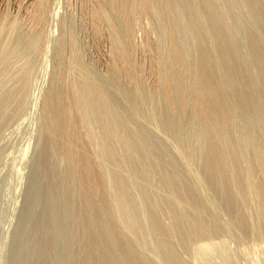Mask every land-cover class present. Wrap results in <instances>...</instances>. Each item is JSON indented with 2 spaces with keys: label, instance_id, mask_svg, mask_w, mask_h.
I'll return each instance as SVG.
<instances>
[{
  "label": "bare ground",
  "instance_id": "obj_1",
  "mask_svg": "<svg viewBox=\"0 0 264 264\" xmlns=\"http://www.w3.org/2000/svg\"><path fill=\"white\" fill-rule=\"evenodd\" d=\"M219 1L221 0H84V4L86 3V6H88L87 8L89 9L88 11H89V14L92 20L91 24L93 23L92 24L93 30H94L96 37L97 36L102 37L101 35L102 34L104 35L103 31L106 28L104 27L105 25H108L112 31L111 40L108 39L109 41H111V45H112L111 50H110L111 52L110 54H108L110 55V66H109L110 72H107V76H106L108 80L105 78L104 80H107V82L104 83V80L102 77L99 79V82L101 81L99 83L97 81L99 77H96L97 79L95 78L93 79L94 75L93 76L91 75L92 74L91 70H89L90 74L89 72H87L88 70L87 66L85 67L87 70L84 67H83L84 69H82L81 66H84V65H81V62H84V61L80 62V59L83 56L80 57L79 55L78 56L79 60L75 59L74 61L80 62L79 65L81 66L78 65V68L77 67L76 68L77 69L81 68V69L77 70L75 68L76 72H79V73L72 72L74 74H72L71 77L73 76V78H75L74 80H72L73 82L71 81L72 83L71 84L69 83V86H67L68 81L70 82V78L69 80L67 79L68 81H64L66 79L64 78L62 79V77L60 78L59 77L60 74L56 72L57 73L56 75L58 76H54V78L57 79L56 77H59L58 79H62V80H58V82H55L54 81L55 79H52L53 80L52 82H55V84L53 83L54 84L52 85L53 87H50V90L48 89L47 95L45 96L44 101L42 103L43 108H44L43 117L45 119L43 121L45 122L44 126H46L45 130L47 129V138L44 137V141L46 142L43 141L46 144V146H44L46 149L43 147L46 151L43 150L42 154H44L45 152L47 154L50 151V149H53L52 147L56 148V151H58L57 149L58 147L61 154L59 152L57 153H59V155L61 156L57 155V157H61V159L65 160L64 163H66L65 165L66 174L63 171L64 172L63 177H61L62 176L61 173H60L61 175L60 177L62 178V180H64L63 178L64 176H66L67 177L66 180H68L66 182H64L65 180L61 182L68 184V185L66 184L67 186L64 184L65 185L64 187H67V192L69 195L68 198L70 202L69 203L67 202L68 204L65 202V204L70 205V209L66 210L67 208L65 207L63 210L66 212L65 213L61 212V215L62 214H65L66 216L67 214L70 215L69 216V219L71 220L70 223L74 224L75 226L74 225L73 226L75 227V229L81 232V236L79 235L78 236L82 238L80 242L82 244H78V243L77 244L79 247H83L84 252L86 253L85 254L86 260L82 259L83 263L85 264L86 263L87 264H155L157 263L155 262V260L154 262L153 260L151 261L149 259L150 257L148 256V254L142 251L140 252L139 249L137 248L138 246L136 245V243L139 241L138 242V245H139L141 240L142 242L144 241L143 239H141L145 236L144 232H143V237L141 236L139 237V239L137 238L138 239V241L136 240L137 242H135L134 239L131 238V237L135 238L133 235L136 236L139 233L142 234V232H140L141 228L139 229V224L143 223L145 220L140 221L138 219V216L141 219L145 218L147 220V218L137 214L140 212H137V209L135 207V202H138L137 204H140V203L138 201L139 199L138 200L134 199L132 194L135 193V191L133 190V188L127 185L128 183L125 179V175H124L125 171L123 172L124 166L122 163V159H124V156L122 153H120L121 150H123L121 145L126 142L125 144H128V145L126 146L123 144L122 146L123 147L125 146L124 148L125 149L127 148L126 150H129V151L131 150L129 152L130 155L134 154L132 156H136L135 158H133L136 161L135 160L133 161L137 167L133 165L134 163H131L130 166L132 165L131 166L132 169L135 167L136 171H138L139 170L138 165L141 164L139 161L140 160L144 161L145 159V158L143 159V156H144L143 153L151 151L149 149L150 146H148V144L151 145V143H147L149 141V138L145 139L147 140V141H144L145 147L147 144V146L149 147L147 149L149 150L147 151L145 148L146 152H141V149L138 143L139 142L138 138L140 136L138 137L137 136L138 133H136V131L134 130L135 129L134 127L137 125L133 127L134 131L133 130L132 131L134 132V134H132L131 129H130L134 125L133 122L135 123L136 118L134 120L129 119L131 118L129 117V115L132 112L133 114L136 112H134L133 109L131 110L132 112L130 111L131 113L129 112V110L128 111L126 110V109H129V108L131 109L134 107L127 106L126 105L127 102H126L124 103V105L125 107H129V108L122 109L124 105L122 106L120 99L124 98L125 94H126L125 96L127 97V98L125 97V99H128V100L132 99L131 101H133V103H136L138 101L139 103L146 105V106L143 105V107L144 108L146 107L147 109V110L145 109L147 113V117L146 118H144L145 116L144 117L142 116V117L146 121H148L149 119H150V122L153 121L154 127L156 125L155 129L157 130L160 129V132L161 130L170 132L171 129L169 127H173L174 125L175 130L171 131L172 134L171 133L170 134L172 136H170V138L175 136V138L181 142V145H182V142H185V140H186V144L190 145L188 141V139L190 140V136L188 137L187 136L188 134L186 135V133L188 132L187 130L191 131V132L189 131L188 133L189 135L190 133H192V137L196 145V146L194 145V147H197V148L195 149L194 147L189 146L191 148L190 150L184 143L183 144L185 147L188 148L190 152L192 151L193 148L197 150V152L194 150V152L196 153L191 152V154H192V158H193V154L194 156L197 153L199 154L200 156L199 161H200L201 167L199 168L198 164L196 165V167H194L195 164L193 163V170L196 171L197 169L198 170L201 169L202 173L200 171V174H201V178L202 176L204 178L202 179L203 181L201 179L200 181H198V178H199L198 176L200 175L197 176V173H196L197 171L194 174L193 172H191L192 170L191 168L189 170V168L187 169L186 167L188 166L186 165L187 163H189V167H190L191 162L189 161L190 160L192 161L191 158L189 159V161L187 160L188 156L190 155L187 156L186 154H184L185 151L188 154V150L182 151V149H180L182 148V146H180L179 144L177 147H175V149L178 148L177 149L178 152H175V154L180 153L181 154L180 158L182 157V155L187 156V158L186 156L185 158L183 157L184 158L183 162L185 161V159L186 161H188L187 163H185L186 166L184 167H186V169L189 170L188 171L189 173L190 172L193 173L191 175L193 176L195 175L196 178L198 177L196 180L198 182L196 183H199L201 181L202 182L206 181L216 190L217 193H214V194L216 195L218 194L219 198H217V196L215 198H217V200L222 199V200H219L218 202L223 201L226 208L233 213L235 217V218L233 217V220L236 219V221L234 222H237L239 227L242 228L240 229L241 231L242 230L244 232L247 231L246 233L247 235L249 232V236L254 234L258 236L261 240H264V108H263L264 104L260 106L257 103L259 100L256 98V97L258 98L260 97L261 99L260 98L259 99L262 100V102H264L263 100L264 99V41L262 42V38H264L263 37L264 35L262 36L259 35V34H262L260 30L263 31V29H260L261 27L260 28L258 27L257 31L254 29V27L257 29L256 26H258L261 23L257 24L256 26L255 25L251 26V28L250 26H248L249 27L248 29L246 28L247 29L245 30L246 31V36H245L246 43L247 41H249V44L251 43L252 48H249V49L251 50L253 49L252 52H254L253 56H250V55L248 56V53L245 52L244 49L240 48V46L237 45L239 43V42L237 43L235 40V37L237 36L235 37L232 36L231 34L232 32H230V27H229L230 24H228L229 22H228V18L226 14L228 12L223 9V7L221 6L222 3ZM246 2H250V4L249 3L247 4L249 5V7L252 8V9L250 8L251 10L249 9V11L252 12V10L254 9H255V12L257 11L256 12V15L258 14L257 16L255 15H251V16H253L255 19H258L259 22H262L264 24V0H248V1L246 0ZM49 4H50L49 0H34V3L32 4L33 8L30 13V19H28L31 21V24L36 26L42 21ZM230 11H233V9ZM82 12H84L83 9H82ZM113 13H115V16H117V19L116 17H114ZM253 13L254 12H252V14ZM144 15H145V18L149 17L148 18L149 20L150 19L155 20L154 24L155 25L157 24V26L160 29L157 27L156 28L159 29L160 31L161 30L163 31L161 33L162 34L164 33L165 37L167 38V42L166 41L165 42L168 43V47H167L168 51L166 53H162V51H159V48L161 46L160 44L161 41L159 42L154 37H153L154 39H152L150 35L151 30L149 31L146 28L145 29L148 30L147 32L148 34H145L147 36L145 40L146 42L144 44L145 46L144 49H142L143 48L141 47L142 45L140 46L134 41L135 26L137 25L140 18L144 17ZM145 18L144 20H146ZM176 18L179 21L181 20L180 22L181 24L185 23L186 26L184 24L182 25L185 26V28L188 29L189 31L186 29L184 30L192 33L191 35L193 36L191 37L193 38L192 44H191L192 39L190 38V36H188V38L191 39L189 40L190 42H188L191 45V47H188L189 44L188 43H187L188 45L184 44L183 41L180 39L179 37L180 35L178 31L179 26H176L175 22H177L178 24L180 23L178 20L176 21ZM142 19L143 18H141V20ZM256 23L257 22H255V24ZM4 24L5 23L0 24V25H4ZM14 24L15 23H12V29L16 26ZM91 29H92V26H91ZM146 30L144 32H146ZM3 31L6 32V29H3V26H0V38L3 36L6 39V36L8 34L6 35L5 33L6 35L5 36ZM36 31L37 30H35V32ZM111 31H108V34ZM185 32L183 31V33ZM188 32H186L187 35L190 34V33L188 34ZM7 37H9L10 39L9 35ZM3 41H4V38H3ZM4 42H2V44L0 45L1 46L0 47V58L2 59L3 57L2 62L5 59L4 56H6L9 52H11L13 49L16 48V47L11 48V44L9 43V41H6L8 43L7 44L5 43L4 47H2ZM145 48H147V52L149 51L148 54H150V58L152 62V67H151L152 70L149 69L151 70L150 74H152L153 79H154L153 82L151 81L152 85L150 83V86L152 89L151 94L149 92L151 91V89L149 88L150 90L149 89L145 90L147 87L145 88V84H143L146 78L145 67L142 64L143 62L141 63L140 61L138 62L136 60V55L138 54L137 53L138 50L140 51V49H142L143 51V50H146ZM147 52L145 51V53ZM251 57H253L252 59L256 61V63L254 64L256 65L258 64L257 69H254L251 65V62H252V59L250 60ZM75 63L78 64V62H75ZM61 65L63 66V63ZM65 65L66 64H64V67ZM16 66H18V64ZM1 67H2V64H1ZM64 67L63 68L60 67L58 69L63 70ZM62 70L60 72H62ZM65 70L66 69H64L63 71ZM85 70L87 73L85 72ZM80 71H82L81 75L78 76V74H80ZM65 73L66 72H64V74ZM93 73H95V71ZM76 76H78L77 79H76ZM109 77H110V81H109ZM4 81L2 80V82ZM108 82L109 83L111 82L110 83L111 85L113 83L121 87V89L123 88L122 89L123 91L122 90H119V91H121L122 93L125 92V94H123V96L121 97V94H116L119 91L113 90L114 92L116 91L114 93L112 90H110L107 87ZM111 85L110 87L112 88ZM127 95L129 96L130 99L128 98ZM3 96H5V94ZM5 97H8V96H5ZM1 100L2 98L0 99V101ZM4 100L5 99H3L2 101ZM22 100L23 99H19V101L21 102ZM153 101L156 103V105L159 104V106L162 103L161 106H163L162 108L163 111L159 110L161 109V107L157 108L158 105L157 107L156 106L154 107L152 106V104L151 105L149 104V102L151 103ZM157 101L159 102L157 103ZM154 102H153V105H155ZM6 103L8 102L6 101ZM141 106H138L137 108H140ZM149 106H151L150 111L148 110ZM152 107L156 108V112L158 111H161V112L156 113L154 108H153L154 111L151 109ZM123 111L125 112L127 111L130 114L126 113V115L129 114L128 116H126L123 114L125 113ZM133 114H131L132 118H134L135 116L137 117L138 113L136 115L134 114L135 116ZM187 116H190L191 118L189 121V126L188 124L187 126H185L186 124L185 125L183 124V121H185L184 120L185 117L189 119ZM126 117L128 118L129 122L133 121L132 122L133 125H131L130 127L128 125L127 120L125 119ZM158 119L163 121L164 126H161L160 124L161 121L159 122ZM136 120L139 122L138 119ZM183 125L185 126L184 128L185 131L183 130L184 132L182 134L181 132L183 129ZM136 130H137V127H136ZM45 132L43 134H46ZM135 133L137 134L136 135L137 139H134L132 137L135 135ZM184 134L186 135L185 137H184ZM144 136H141L142 139L146 138V136L145 137ZM176 142L177 141H175V143ZM154 145L152 144V146ZM174 145L176 146V144ZM154 148L152 147V149ZM56 151H54V153ZM153 152L156 154L157 151L155 152V149H154L151 152V155L148 154V159L150 158L147 161L148 163H150L151 159L152 161L154 160V162H156L155 159H158V157L154 156L155 154L154 155L152 154ZM163 152H164L163 150L161 151V153L159 151L160 157L162 156L164 157L166 155L165 152L164 153ZM52 154L53 153H51V155ZM55 154L54 156L50 155L52 159L50 157L49 159L48 158L49 155L45 156V154L43 155L45 156V158L41 157L43 161L44 159L48 158L46 163H44L46 165L45 166L46 168L48 165L47 163L50 162L49 163L50 165L51 163L54 162L55 158L53 159V157H56ZM152 155L155 158L150 157ZM197 156H195L194 159H196ZM41 158L40 160H42ZM198 158L196 159V161L194 160L193 161L195 163L198 162ZM51 160H53V162ZM165 160L167 161L168 159L165 158ZM165 160H162V162ZM169 160L167 162L165 161L167 164L165 162L164 164L167 166H170L171 162L169 165L168 164ZM137 162L139 164H136ZM145 162H146V159H145ZM172 163L175 164L176 162H172ZM157 164L154 163V166ZM164 164H161V165H164ZM41 165H42V161H41ZM50 166L48 168L49 170L55 169L53 168L55 167V165L52 164ZM126 166L128 165L126 164L125 167ZM142 166H143L142 169H144L142 170V172L143 171L145 172L146 167H144V165ZM146 166H149V165L146 164ZM154 166L152 168H154ZM131 167L129 168L131 169ZM162 167L164 168V166H161V169H163ZM171 167L173 169L172 171L169 170V172H167L168 170L166 171L165 168H164L165 170L163 169L165 172L169 173L167 174L169 177H166L167 175L164 176L165 175V172H164L163 175L161 176V180L163 177L164 178L166 177L167 178L166 180H168V178L170 180L171 178L170 172L172 174L174 171V166H171ZM126 168L128 169V167ZM159 168L158 170H160ZM163 170L161 171L163 172ZM179 170L181 169L179 168ZM177 171H175L173 175ZM180 172L178 174L176 173L180 181L177 179L176 175H174L175 177L172 176L171 180L177 179L178 181L173 180L172 183H170V185L174 184L173 185L174 189L171 187L172 191L175 192L176 190L177 194L178 193L179 194L178 195L174 193L172 194V192H170L171 189L169 191L167 190V192H169L173 196L175 195L177 198L176 199L175 196H174L175 199H172L173 197H170V200H171L170 203L172 204L168 202L172 210H174V213L172 215L176 216V218H174L176 219V225L174 224L176 227L174 229L177 230L179 234H181L182 238L185 237L187 233H189V235L191 236L198 237V238L199 237L201 238L202 236L206 237V235L208 234H210V236L213 235L214 233L220 234V232L222 231L224 227L222 226L223 224L220 225L219 222L214 220L215 216L213 219H210L212 218L211 216L213 215L217 216V214H213V215L210 214L209 205L211 206L215 202L210 204L211 202H213V200L209 201L207 199L210 203L207 206V203H208L207 202L206 207H209V210L207 211H209V214L211 215L208 220L206 217H208L209 215L208 216L204 215L205 214L204 212H206L204 211L205 209H203L205 207V204L200 203L202 202L203 198L201 197V194H200V197H198L197 192L199 190L197 189L198 190L197 191L195 189L197 186H193L194 187L193 188L192 184H190L191 187H189L187 184V186L185 185L186 188H184L185 186L183 184H186L187 182L181 183V181H183L186 178H182V173ZM56 173L58 176L59 173L58 172ZM56 173L55 172L53 173L54 176ZM128 173L126 172V175H128V177H130L129 175L131 174L134 175L132 171ZM146 173L148 172L146 171ZM53 174L51 172V176H53ZM144 174L143 175L141 174V175L145 177ZM155 174H152V175L155 176ZM179 174L181 175V177ZM57 176H55V179L58 178ZM156 176H158V174ZM179 177L182 179H180ZM131 178L132 176L130 177V179ZM134 178L135 177H133L132 179L135 181L136 179ZM50 180H52L51 177H50ZM168 181L167 182L165 181V182L168 184ZM130 182L132 181L130 180ZM135 182H140V180L139 181L136 180ZM52 183H55V185L53 184L49 186L50 187L53 186L54 188H56L55 187L56 182H52ZM166 183H165V186L167 185ZM200 184L203 185V183H200ZM62 185L63 184H61L62 190H64ZM202 185L200 187V190L203 188ZM53 187H51L52 190L51 188L47 189L49 190L50 194L47 191L46 196H48V194L51 195L55 193L54 192L55 190L57 192L61 190L60 188L59 190H57L58 187L57 189H54ZM212 187H210L211 190H213ZM206 188L208 187L205 186V188L203 189H206ZM62 190L59 192L60 194H62L61 192L67 193L66 191H62ZM132 190L134 191L133 193H132ZM44 191L46 190L44 189ZM184 191L186 194L183 193ZM186 191L187 192L189 191V192L187 193ZM180 192L182 193V195L180 194ZM202 192H204V190H202ZM202 192L199 191V193H202ZM65 193H63L65 196L63 194L62 195L67 198V195ZM145 193H146V190H145ZM44 194H46V192ZM62 195H60L62 197V200H61V197L57 193V197L58 198L60 197L59 199L62 201V204H63L64 203L63 200L66 201V198L63 199ZM136 195L137 194H135V196ZM54 196H50V198L53 197V199H51L53 201H54ZM178 196H181L179 197L181 199L185 197L186 198L189 197L190 201L187 200L186 198H185L186 200L182 199L183 200L182 202H184L183 204H187V205H182V202H179L180 200H178L179 199ZM50 198L47 197V199H50ZM209 198H211V195L209 196ZM143 199L144 197L142 198V200ZM147 200L148 199L144 201H147ZM184 200L187 201V203ZM59 201H58V204L61 205ZM188 202L190 203L188 204ZM56 204L57 203H55L54 205ZM200 204L204 206L202 208L203 211L200 210V208L202 207ZM221 204L224 207V204L223 203ZM251 204L254 206V208L252 207L254 210L248 209L247 206L248 205L250 206ZM52 205H53L52 203L49 204L50 209ZM199 205L201 206L200 208H199ZM164 206L162 207L165 209ZM213 206H211L212 207L211 209H213ZM49 207L47 206V208ZM150 207L151 206L146 207V208H149V210H151ZM52 208H56V207H52ZM161 208L159 209L162 211H166V209L164 210L163 208L162 209ZM215 210L216 208H214L213 211L212 210L211 211L215 212ZM51 211L49 212V209H48V213L46 214V216L48 215L49 217V214L52 213ZM57 211H58L57 212L58 214L56 212L55 214L59 215V209H57ZM190 212L194 214V217L193 219L191 218L192 219L191 222L190 220L189 221L187 220L188 222H190L191 225L189 224L190 226L186 230V228H184L182 224L183 222H185L184 219H189V217L191 216ZM231 212H229V214ZM44 213L45 212H43V214ZM160 213H165V212H160ZM188 213L190 214V216L187 218L186 216ZM169 214L171 215V213ZM148 215H149L148 222H150L151 224L150 227L153 229L154 233L159 237V238L152 237L151 241L152 239L154 241L157 238V240H155V243L157 244L158 239L161 240L160 243L162 245L160 243L158 244H160L163 247L164 252H165L164 256H166V258L165 257L164 258L167 259L168 262L165 260L164 261L168 264H187L188 262L184 261L180 257L179 255L180 253L177 252V250L175 249L171 241H169L168 235H170L169 234L171 230L170 228L171 227L173 228L174 226V225L173 226L171 225L173 224V222L170 221L171 223L170 226H168L166 222L165 223L162 222V220L159 217L158 212L155 209H152L150 212H148ZM145 216H146V213H145ZM48 217L42 218V220L50 219V217L49 218ZM52 217L53 216H51V218ZM55 218H56V215H55ZM55 218L53 217L54 221H55ZM63 219L65 221L67 217L66 219L65 217H63ZM46 222L47 221L45 220L44 223ZM50 222L51 221H48L47 225L53 224ZM146 222L147 221H145L144 223ZM188 222H185V223L188 225ZM72 224L70 225L68 223L67 225H69L70 227H73ZM123 224L129 225L128 228L130 230H128V232L125 230L128 225L124 226L126 228H123L122 227ZM140 225L142 226V224ZM52 226L50 228L53 229ZM45 230L46 232L48 231L47 229ZM51 232H53V230ZM130 232H133L134 234ZM250 232L252 233L250 234ZM222 233L223 232H221V234ZM47 234L49 235L48 232ZM131 234L133 235L130 236ZM254 235L252 238L258 239ZM172 236L174 238V235ZM42 238L44 237L42 236ZM145 238H148V237L145 236L144 239ZM50 240L48 242H50ZM183 240H180V241L183 242ZM146 241L147 242L145 243H148V244L150 243L148 242L150 241V239H147ZM175 241L176 240H174V242ZM177 241L179 242V239ZM185 241L188 242V240H185ZM156 244L155 246L160 248V246ZM178 244H180V242ZM193 245H196V244H193ZM197 245L198 247H201L203 245V242L199 241ZM78 246L75 245V247L77 248ZM151 247H152V244H151ZM82 250L80 248V251ZM46 251L50 252L49 250H46ZM69 251H71V249H69ZM69 251H67V253ZM77 251L80 252L79 250ZM84 252H82V254ZM70 253L72 254V257H73V253L72 252ZM71 254H68V255H71ZM78 254H81V252ZM74 256H75L74 257L75 261L78 262L79 260H76V259H79L80 255L77 256L75 253ZM66 257H70V256H66ZM76 257H79V258H76ZM70 258L68 259L70 260ZM75 261H72L71 263L74 264ZM79 262L82 263V261H79ZM67 263H68V260L66 264Z\"/></svg>",
  "mask_w": 264,
  "mask_h": 264
},
{
  "label": "rangeland",
  "instance_id": "obj_2",
  "mask_svg": "<svg viewBox=\"0 0 264 264\" xmlns=\"http://www.w3.org/2000/svg\"><path fill=\"white\" fill-rule=\"evenodd\" d=\"M219 2L222 3V4L221 3L220 4L223 7V9L228 12L226 14H227L228 22H229L228 24H230V26H229L230 32H232L231 33L232 36H234V37L237 36V37H235L236 42L237 43L239 42L237 45L240 46V48L244 49V51L248 53V56L249 55L253 56V53H254V52H252L253 49L252 50L249 49V48H252L251 43L249 44V41H247V43H246V39H245L246 31L245 30H247L249 28L248 26H250V28H251V26H254V25L256 26L257 24L261 23L258 26H256L257 29L255 27H254V29L257 31L258 27L259 28L261 27L260 29H263V31L260 30L262 32V34H259V32H258V34L260 36L264 35L263 34L264 28H262V27H264V24L262 22H259L258 19H255L253 16H251V15L257 16L258 15V14L256 15L257 11L255 12V9L253 8L254 10H252V12H254V13L252 14V12L249 11V9L251 7H249V5H247L248 3L250 4V2H246V0H244V1L243 0H232V2H231V0H221ZM243 2L244 3L246 2L245 3L246 5ZM33 3H34V0H0V20H1L0 24L5 23L4 25H0V26H3V29H6V32L3 31L4 35L6 33V35L8 34L10 36V39H9V37H7L8 35L7 36L5 35L6 39H5V37L2 36L0 38V45L2 44V42H4L6 40V41H9V43L11 44V48L16 47L15 49H13L11 52H9L6 55L7 57L4 56L5 59L3 60V62H2L3 57H2V59L0 58L1 59L0 62L2 64V67L0 64V99L1 98H2V100L5 99L4 101L1 100L3 103L0 101V264H29V263H31V264H48V262H49V264H66L67 260H68V263L75 261V259H74L75 253L77 256L80 255V258L76 257V258H79L76 260L82 261V263H83L82 259L86 260V255H85L86 253L84 252L83 247L78 246V244H82V243H80L82 238L79 237V236H81V232H79V230L75 229L74 224L70 223V221H71L69 219L70 215H68L67 213H66L67 216L65 214H62L63 217H65V219L67 217V219H66L67 221L66 220L64 221V219L61 215V212H63V213L66 212L63 210L65 207L67 208L66 210L70 209V205L65 204V202L66 203L70 202L69 198H68L69 195L67 192V187H64L67 184L64 182H66L68 180H66L67 179L66 176H64V178H63L65 181L62 180V178H61V177H63L64 172L66 174V171H65L66 170V168H65L66 163H64L65 160L61 159V157H57V155L61 156V155H59L60 151H59V148L57 146L56 147H57L58 151H56V148L52 147L54 150L50 149V151L47 154H46V152L44 153L45 156L49 155L48 158L50 157L51 159H52L51 156L52 155L54 156V154L56 153L55 156L57 158L53 157V159L55 158L54 162H53V160H51L53 163L50 164V165H52V164L55 165V167H53L55 169H52V170L48 169L50 166L49 165L50 162L47 163L49 166L47 165V168H46L45 167L46 165L44 163H46L48 158L44 159V161L41 158V157L45 158V156H43L44 154H42V152H43V150L46 151L45 150L46 148L44 147V146H46V144L44 143V142H46V141H44V137L47 138V129L45 130L46 126H44L45 122L43 121L45 119L43 117L44 116V110H43L44 108H43L42 103L44 101L45 96L47 95L48 89L50 90V87H53L52 85H54L55 82H58V80H62L63 78L66 79L64 81H68L70 78V82L69 81H68V83L65 82V83H67V86H69V83L71 84L73 82L72 80H74L75 78H73V76L71 77V75L74 74L72 72H76V69L78 68V65L81 61H84V62H81V65H84V66H81V65H79V66H81L82 69H84L87 66L88 70L86 68L85 69L87 70V72H89V74H90L89 70H91V72H92L91 75L92 76L94 75L93 79L94 78L97 79L96 77H99L97 79V81L99 82L100 78L103 77V80L106 78L107 72H110L109 71L110 70L109 69L110 68L109 67L110 66V55H108V54H110V52H111L110 50H111L112 45H111V41H109L108 39L111 40L112 31L108 25H105L104 27H106L107 29L105 28V30L103 31L104 35L102 34L101 35L102 37L97 36L98 37V39H97V37L94 33V30H93V25H92L93 23L91 24L92 20H91V16L89 14V11H88L89 9L87 8L88 6H86V3L84 4V0H49L50 4H49L48 8H50V9L47 8V11L44 14L42 21L39 24H37L36 26H34L33 24H31V21L28 20V19H30V13H31L32 8H33V5H32ZM226 5H228V6H226ZM82 9L84 12H82ZM229 9L230 10L233 9V11H230ZM87 14H88V16H87ZM83 15L84 16L86 15L87 17L86 16L84 17ZM113 15L117 19V16H115V13H113ZM146 17H147V15H146ZM141 18H143V19L141 20ZM141 18L138 21V23L140 21L141 22L139 24L137 23V25H136L137 27L135 26V29H134V33H135V36L133 35L134 41L138 45H140V46L142 45L141 47H143L142 49H144V47H145L144 44L146 42L145 40H146V36H147L145 34H148L147 33L148 30L149 31L151 30L150 35H151L152 39L155 38L159 42L161 41L160 44L162 47L160 46L159 51H162V53H166L168 51V48H167L168 43H166L167 38L165 37L164 33L163 34L161 33L163 31L162 30L160 31L159 30L160 28L157 26V24L156 25L154 24L155 20H153V19L149 20L148 19L149 17L145 18V15H144V17H141ZM144 18L146 20H144ZM177 20L178 19L176 18V21ZM180 22H181V20L179 21V23ZM255 22H257V23L255 24ZM12 23H15L14 25H16L13 29H12ZM70 23H71V25H70ZM175 23H176V26H179V30H178L179 35H180L179 37L183 41V43L187 44L188 42H190L189 40L192 39L191 40V44H192L193 38H191V37H193V36H191L192 33L188 32L189 30L185 28V26H186L185 23H182L185 26H183L181 23L180 24H178L177 22H175ZM249 23H250V25H249ZM91 26H92V29H91ZM18 27H19V29H18ZM156 27L159 29H157ZM7 28H9V29H7ZM41 28H43V29H41ZM145 28L148 30H146ZM155 28H156V30H155ZM180 28L182 29V31ZM184 29H186L188 31H186ZM35 30H37V31L35 32ZM145 30H146V32H144ZM108 31H111V32H109V34H108ZM183 31L184 32L186 31V32H188V34L189 33L190 34L187 35V33L186 32L183 33ZM42 35L44 38L42 37ZM65 36H66V38H65ZM93 36L95 37L96 40L94 39ZM188 36H190L191 39H189ZM3 38H4V41H3ZM236 38H238V39H236ZM100 39H102V40H100ZM263 39L264 38H262V42L264 41ZM6 41L3 43L2 47H4L5 43L6 44L8 43ZM71 41H72V43H71ZM29 47H30V49H29ZM188 47H191V45L189 44ZM142 49H140L141 52L138 50V52H137L138 54L136 55V60L138 62L140 61L141 63L143 62L142 64L145 67V76H146L145 80L146 81L144 80L143 84H145V88L147 87L145 90H147L149 88L151 89L150 83H151V81L153 82V80H154L152 74H150V72L152 70V68H151L152 62H151L150 54H148L149 51L147 52V48H145L146 50H143L144 52L142 51ZM145 51L147 53H145ZM17 52H19V53H17ZM142 52H143V54H142ZM28 55H29V57H28ZM79 55H80V57L83 56V57H81L82 60L80 59V62L74 61L75 59L79 60V57H78ZM31 56H32V58H31ZM70 57H71V59H70ZM252 58L253 57H251L250 60ZM108 60H109V62H108ZM254 61L255 60L252 59L251 65L254 69H257L258 64L257 65L254 64V63H256V61L255 62ZM61 62L63 63V66L61 65L62 64ZM75 62H78V64H76ZM82 63H84V64H82ZM17 64H18V66H16ZM58 64H60V65H58ZM64 64H66L65 67H64ZM66 66H68V67H66ZM60 67L61 68L64 67V69H66V70L63 71L64 69L63 70L61 69L62 72H60L61 70L58 69ZM80 69H77V70H80ZM149 69H151V70H149ZM86 70H85V72H86ZM94 71H95V73H93ZM56 72L58 74H60L59 77L60 78L62 77V79H58L59 77H56L57 79L54 78V76H58V75H56L57 74ZM64 72H66V73L64 74ZM81 72L82 71H80V74H78V76L81 75ZM76 73H79V72H76ZM76 73H75V75H76ZM75 75H74V77H75ZM78 76H76V79ZM3 77H5V78H3ZM65 77H67V78H65ZM8 79H10V80H8ZM52 79H55L54 80L55 82H52L53 81ZM106 79L108 80V78H106ZM2 80L3 81L5 80V81L2 82ZM107 80H104V83H106ZM109 81H110V77H109ZM110 83L108 82L107 83L108 86L107 85H105V86H107L112 91L113 90L119 91V90L123 89V88L121 89V87H119L118 85H115L113 83L111 85ZM109 84L112 86V88L110 87ZM113 85H115V86H113ZM151 85H152V83H151ZM18 89H20V90H18ZM7 90H8L10 95L8 94ZM14 90H16V91H14ZM3 91H5V92H3ZM15 92H17V93H15ZM149 92L151 94L152 89ZM146 93H147V91H146ZM2 94L3 95L5 94V96H8V97L3 96ZM116 94H121V97H122L123 94H125V92L122 93L121 91H119ZM125 95H124V98L120 99L122 106L124 105V103L127 102V104H126L127 106L134 107V108L130 109L129 107H125V105H124L122 109L129 108L126 110L127 111L129 110V112H130L133 109V111L136 112V113H134L135 115L138 113L137 117H136L133 114V112L131 111L132 113L131 112L130 113L135 116L134 118H132V116L129 112L123 111V112H125V113H123L124 115H126V113L130 114V115L128 114L129 117H131L129 119L134 120L136 118L139 120V122H138L135 119V123L132 121L134 124L133 125L131 121H130L131 123L129 122L127 117L125 118L128 122L129 127L131 125H133L132 128H130L132 134H134V132H133L134 130L136 131V133H138V135L135 133V135L132 137L134 139H137L136 137L140 136L138 138L139 139L138 143H139V147L141 149V152H146V150L148 151L149 149L151 150V151H149L150 153L149 152L143 153V155H144L143 159L145 158L146 162H147L150 159V158L148 159V154L151 155V152L154 149H155V152L156 151L157 152H156V154L154 152L152 154L153 155L155 154L154 156L158 157V159H155L156 162H154V160L152 161V159H151L150 163H148V162L146 163L145 159H144V161H141V160L139 161L142 165H144V167H146L149 170L148 171L145 168V170L150 174L146 173V171L145 172L143 171L145 173L144 174L142 172V170H144V169H142L143 166L141 164H139L138 162L136 164H139L138 168H139V170L140 169L141 170L136 171L135 167L132 169V167H131L132 165L130 166V164L134 163L133 160H135V159H133V158H135L136 156H132L134 154L130 155L129 152L131 150L130 151L126 150L127 148L125 149L124 148L125 146L124 147L122 146L123 144L127 146L128 144H125L126 142L121 145L123 150H121L120 153H122L124 156V159H122V163L124 166L123 172L125 171V173H124L125 179L128 183L127 185L129 187L133 188V190L135 191V193H133L134 191L132 190V193H133L132 195H133L134 199L135 200L139 199L138 201L140 204H137L138 202H135V207L137 209V212H140V213L143 212L142 214H140V213H137V214L147 218V220L144 217H143L144 219H141L137 215L138 219L140 221L145 220L148 222V219H149L148 212H150L152 209H155L158 212L159 217L162 220V222H164V223L166 222V224H168V226H170V224H171L170 221H171V222H173V224H171L172 226L174 224L176 225V219H174V218H176V216L172 215L174 213V210H172V208L168 204V202L169 203L171 202L170 197H173L172 199H175L176 196L174 195L175 196V198H174V196L171 195L169 192H167V190L169 191L171 189L170 192H172V194L173 193L177 194L176 190H175L176 193L172 191V188L174 189V187H173L174 184L170 185V183H172V181L174 180V179L171 180L172 176L175 177L174 175H176V173L178 174L180 171H182V172H180V173H182V178H186L188 180L187 181L186 179H184L185 181L184 180L181 181V183L187 182L186 184H183L184 186L185 185L187 186V184H188V186L191 187L190 184H192V187L197 186L195 188L196 190L198 189L201 192H202V190H204V192H202V193H199V191L197 190L198 191L197 192L198 197H200V194H201V197L203 198L202 202H200V203L205 204V207L202 206V204H200L202 207L199 205V208L201 207L200 210L203 211V209H205L204 211H206V212H204L205 213L204 215L205 216L209 215L208 217H206L208 220H209L211 215L217 214V216L216 215L211 216L212 218H210V219H213L215 216L214 220L219 222L220 225L223 224L222 226H224V227L221 231V232H223L222 234H221V232H220V234L214 233L216 236L214 234L211 236H210V234H208V235H206V237L202 236L201 238L191 236V235H189V233H187V235H185V237L182 238L181 234H179L178 231L174 229L176 226L174 225L173 228L171 227L169 234L171 235V233H172V235H174V238L172 235H171L172 237L170 235H168V238H169V241H171V243L173 244V246L177 250V252L180 253L179 254L180 257L184 261L188 262L187 264H189V263L190 264H264V243H263L264 240H261L258 236L254 235V234L250 235L251 236L250 237L249 232L247 235L246 234L247 231L246 232H244L243 230L241 231L240 229H242V228L239 227L237 222H234V221H236V219L233 220V217H234L233 213L226 208L223 201L218 202L219 200H222V199L217 200V198H219V195L214 194V193H217L216 190L210 184H208L206 181L202 182L203 181L202 179H204V178H203V176L201 178V174H200L201 169L196 170V168H195V170L197 172L193 170V163L195 164L194 167H196L197 164H198L199 168L201 166H200V161H199L200 156L198 153H197L198 156H197V154L195 155V156H197L196 159L199 157L198 162H196V163L194 162V161H196V159H194L195 158L194 154H193V158H192L191 152L196 153L197 150H195V149L197 147H194L195 142H194V139L192 137V133H190V135L188 133L190 130H187V128H189V127L186 128V130L188 131L186 133V135L188 134L187 136L188 137L190 136V140L187 137L186 138L188 139L190 145L186 144V140H185V142H182V145H181V142L178 139H176L174 135H173L174 137L170 138V136H172L171 131L175 130L174 125H173V127H169L171 129V131L169 130L170 132H166L164 130L166 132L165 133L163 130H161V132L163 131L161 133L160 129H158V130L155 129L156 125L154 127L153 121L150 122V119H149L148 120L149 122H148V121L143 119L144 116H145L144 118L147 117V113H146L147 109H146V107L145 108L143 107V105L144 106H146V105L139 103L138 101H137L138 103L137 102L133 103V101H131L132 99L131 100L125 99V97H126ZM1 96H3L4 98ZM119 97H120V95H119ZM128 98H129V96H128ZM256 98L259 100V101L256 100V101H258L257 103L260 106H262L264 104V102H262V100H260L261 99L260 97H259L260 99L258 97H256ZM12 99H13V101H12ZM19 99H23L22 102L19 101ZM6 101L9 104L6 103ZM153 102H151V103L149 102V104L150 105L152 104V106H154V107L155 106L157 107V105H158L157 108L161 107V109H159V110L163 111V109H162L163 106H161L162 103L159 106V104L156 105V103H155L156 100L154 102L155 105H153ZM158 102L159 101H157V103ZM138 106H141V107L137 108ZM150 107L151 106L148 107L149 111H150ZM154 107H152L151 109L153 110ZM263 108H264V105H263ZM142 109H143V111H142ZM154 109L156 112V108H154ZM157 111H158V109H157ZM159 112H161V111H158L156 113H159ZM162 113H164V112H162ZM128 115H126V116H128ZM139 116H140V118H139ZM187 117L189 119H187L185 117V119H184L185 121H183V124L184 125L186 124L185 126H187V124L189 126V121L191 119L190 116H187ZM158 121L160 122L161 120L158 119ZM140 124H141V126H140ZM160 124H161V126H164L163 121H161ZM135 125H137V126H135ZM184 125H183L182 132L180 131L182 134L185 131ZM133 127L135 128L134 130H133ZM136 127H137V130H136ZM156 131H158V132H156ZM44 132L46 134H43ZM142 133H144V134H142ZM167 133H169V134H167ZM144 135L146 136V138L142 139L141 136H144ZM186 135L184 134V137ZM148 138H149V141L147 143H151V145L148 144V146H150V148L147 146V144L145 147L144 141H147L145 139H148ZM174 139H176V140H174ZM168 140H170V141H168ZM175 141H177V142L175 143ZM154 142H156V143H154ZM183 143L190 150H191V148L189 146H192L195 149L193 148L192 151L190 152L188 150V148L184 146ZM43 144H45V145H43ZM140 144H141V146H140ZM152 144L153 145L155 144V145L152 146ZM174 144H176V146ZM179 144H180V146H182V148H180V149H182V151L188 150V154L186 153V151H185V153L184 152L183 153L186 154L187 156L190 155V156H188V158L186 155L185 156H186L188 161L190 158L192 159V161L191 160L189 161V162H191L192 166L190 165V167H189V163H187L188 161H186V159H185L186 162L185 161L183 162L185 156L182 155V157L180 158V156H181L180 153L179 154L176 153L178 155V157L175 154V152H178V150H177L178 148L175 149V147H177ZM121 147H120V149H121ZM152 147L153 148L155 147V148L152 149ZM145 148H146V150H145ZM147 148H149V149H147ZM174 149H175V151H174ZM162 150L166 154V155L164 154L165 155L164 157L168 160L169 159L171 160V161L169 160V162H168L169 165L171 162L170 166H167L164 164V162L166 160L162 155L161 156L163 157V159H162V157L159 156V154L161 153ZM194 150L196 152H194ZM54 151H56V152L54 153ZM159 151H160V153H159ZM57 152H59V153H57ZM51 153H53V154L51 155ZM157 153H158V155H157ZM145 155H147V156H145ZM153 155L150 157L153 158L154 157ZM40 158L42 160H40ZM162 160H165V161L162 162ZM41 161H42V165H41ZM131 161H133V162H131ZM153 162L155 164L158 163L157 164L158 167H157V165L154 166ZM172 162H176V163L174 164ZM152 163H153V165H152ZM183 163H184V165H183ZM185 163H187L186 165H188V166H186ZM126 164L128 165V166H126V167H128V169L125 167ZM146 164H148L149 166H146ZM161 164H164V165H161ZM172 164H174V165H172ZM133 165L136 166L135 163ZM159 165L164 166L166 171L168 170L167 172H169V170L172 171L173 168L171 166H174L173 173L177 170L179 172L177 171L174 175H173V173L171 174V172H170V176H171L170 180L171 181L169 180V178H168V180H169L168 181V180H166L167 179L166 177H169L167 175L169 173L165 172L164 171L165 169L163 167L162 168L164 170L161 169V166H159ZM40 166H42V167H40ZM153 166H154V168H152ZM166 166L168 167V169ZM175 166H176V168H175ZM184 166H186L187 169L189 168V170L191 168L193 170V171L191 170V172H193L194 174L196 172L197 176L200 175V176H198L199 178L198 177L197 178H198V181H200V179L202 181L199 183H196L198 181H196L197 178L195 177V175L194 176L191 175L193 173H191V172L189 173L188 172L189 170H187L186 167H184ZM129 167H131V169ZM158 168L160 170H158ZM179 168L181 170H179ZM45 170H47V171H45ZM126 170H128V171H126ZM161 170H163V172ZM131 171L134 173L135 176L132 174L129 176L130 177L132 176V178L135 177L134 179H136L138 181L140 180V182H135L136 180L134 181L132 178L130 179V177H128V175H126V172L128 173ZM159 171H161V172H159ZM51 172H52V174L54 172L55 173L58 172L59 173L58 176H57V173L55 174V176H57L58 178L55 179L54 174H53V176H51ZM151 172H152V174L156 173L155 176L152 175ZM164 172H165L164 176H166V175L167 176L165 178L163 177L162 180L164 179L166 182L168 181V184L164 180L163 181L161 180V176L163 175ZM60 173L62 176L60 175ZM201 173H202V171H201ZM141 174L142 175L144 174L145 177H143ZM157 174H158V176H156ZM150 175H152V176H150ZM44 176H46V177H44ZM50 177L52 180H50ZM126 177H128L132 182H130V180ZM176 177H177V175H176ZM180 177H181V175H180ZM59 178H61V179H59ZM182 178H180V179H182ZM177 179H178V177H177ZM177 179H175V180H177ZM58 181H60V182H58ZM61 181H64V182H61ZM133 181H134V183H133ZM52 182H56V186H55L56 188H54L53 186H51V187H53L54 189H57V187H58L57 190H59V188L62 190L61 184H63L62 186H63L64 190H62V191H66L67 193H65V192H61V193L62 194L65 193L67 195V198L64 197L65 196L64 194H63L64 195L63 196L62 194L59 193L61 190L58 192L56 190L55 191L53 190L55 193L49 195L50 194L49 190H47V189L51 188L49 185H53V184L55 185V183H52ZM57 182L60 184H58ZM164 182L167 184L166 186H165ZM138 183H140L142 187ZM200 183H203V185ZM201 185L203 186V188H205V186L208 188H206V189L202 188L200 190ZM207 185L212 187L213 190H211V188ZM186 186L184 188H186ZM189 187H188V189H189ZM44 189L46 191H44ZM51 190H52V188H51ZM51 190H50V192H51ZM145 190H146V193H145ZM184 190H186V189H184ZM47 191L49 193L48 196H46ZM45 192H46V194H44ZM205 192L207 193V195ZM57 193L59 194V196L62 195L63 199L66 198V201L63 200V202H64L63 204L61 201L62 197L60 196L61 197V200H60L59 199L60 197L59 198L57 197ZM183 193H185V191ZM135 194H137V195L135 196ZM180 194L182 195L181 192H180ZM54 195H56V196H54ZM208 195L209 196L211 195V198H209ZM50 196H54V201L51 200V199H53V197L50 198ZM187 196H188V194H187ZM216 196H217V198H215ZM47 197L50 199H47ZM141 197L142 198L144 197V199L142 200ZM179 197H181V196H178V198ZM185 198H182V199H185ZM146 199H148L147 200L148 203H147V201H144ZM165 199H166V201H165ZM182 199L179 198L178 199V200H180L179 202H182L183 201ZM186 199L189 200L190 198L188 197ZM207 199L209 201L213 200V202L210 203ZM42 200H43V202H42ZM58 201H59V203H61V205L58 204ZM185 202L187 203V201H185ZM50 203L53 204L52 207H56L57 209H59V215H57L58 211L56 208L51 207V209H50V207H49ZM55 203H57L58 205L57 204L54 205ZM183 203L184 202H182V205H187V204H183ZM189 203L190 202H188V204ZM206 203H207V206L209 203L210 204L214 203L213 205L215 207L213 205H211V206H213V209L216 208V210H215L216 213L212 212L213 209H211L212 207L209 205L210 214H211L210 215L209 211H207V210H209V207H206ZM221 203L224 204V207ZM170 204H172V203H170ZM62 205H64V206H62ZM148 205L152 207V208L150 207L151 210H149V208H146V207H149ZM251 205L247 206L248 209L254 210L253 209L254 206L253 205L251 206ZM47 206L49 208H47ZM162 206L165 207L166 211H162L159 209ZM48 209H49V212L52 210L51 212L52 213L54 212L53 214H55V212L57 213V214H55L56 218H55V215L50 213L49 214L50 219H45L47 222L44 223L45 220H42V218L48 217V215L46 216V214L48 213ZM43 212H45V213L43 214ZM160 212H165V213H160ZM229 212H231V213L229 214ZM145 213H146V216H145ZM169 213H171V215ZM190 213H191V216L188 213L186 217L187 218L189 216L190 217H189V219H184L185 222H188L189 220H190V222L192 221L194 214L192 212H190ZM50 215L55 218V221H54L53 217L51 218ZM52 219H53V221H52ZM48 221H51L50 223H53L52 224L53 226L51 224L47 225ZM66 222H67V224L69 223L70 225L72 224V226L73 225L74 226L70 227L69 225L66 224ZM147 222L144 223V225H143V223H140V224H142V226L139 224V229L141 228L140 232H142V234L139 233L138 235L135 236V235H133L134 234L133 232H130V233H133L130 236L133 235L135 238H133V237H131V238L134 239L135 242H137L139 237H141V236L143 237V232H144L145 236H147L148 238L144 239L145 236L143 238H141L144 241L142 242V240L140 239L141 242L139 243V245H138L139 241L136 243V245L138 246L137 248L139 249L140 252L142 251V252L148 254V256L150 257L149 259L151 261L153 260V262H154V260H155V262H157V263L159 262L158 264H165L166 263L165 261H167V259H165L166 256H164L165 252H164L163 247L161 246L162 245L160 243L161 240L158 239V241H157V244L158 243L161 244V245L158 244V246H160V248L155 246V244H156L155 240H157V238L154 241L152 239L153 242L151 241L152 237H158V236L154 233L153 229L150 227L151 226L150 222H148V223ZM185 222H183L182 225L187 230L191 224H190V222H188V225H187ZM148 224H150V225H148ZM45 225H46V227H45ZM126 225H128V224H123L122 227L126 228V227H124ZM51 226L53 227V229L50 228ZM128 227H129V225L125 229L127 232H128V230H130ZM45 229L48 230L47 232L49 233V235L47 234ZM142 229H143V231H142ZM226 229H227V231H226ZM52 230H53V232H51ZM50 233H51V235H50ZM251 233L252 232H250V234ZM41 235L44 238H42ZM253 235L255 237H257L258 239L252 238ZM68 236H70V237H68ZM184 238H186V239H184ZM147 239H150V241H148V242H150L149 244L145 243V242H147L146 241ZM178 239H179L180 244H178L179 243L177 241ZM45 240L47 243L45 242ZM49 240H50V242H48ZM174 240H176V241L174 242ZM180 240H183V242ZM185 240H188V242ZM199 241L203 242V245L201 247H198V245H197L199 243ZM65 242H66V244H65ZM69 242H71V243H69ZM67 243H69V244H67ZM151 244H152V247H151ZM193 244H196V245H193ZM75 245H77L79 249L77 247H75ZM184 245L186 248L184 247ZM142 246H144V247H142ZM161 247H162V249H161ZM75 248H77V249H75ZM80 248H81V250L83 248V250L80 251ZM69 249H71V251H69ZM46 250H49L50 252H48ZM77 250H79L81 252V254H78L80 252H78ZM67 251H69V252L67 253ZM70 252L73 253V257H72V254ZM82 252H84V253L82 254ZM46 254H48V255H46ZM68 254H71V255H68ZM47 256H49V257H47ZM66 256H70L71 258L66 257ZM65 258H67V259H65ZM68 258H70V260ZM72 258H73V260H72ZM162 258H164V259H162ZM79 261L78 262L75 261L74 264H78V263L82 264ZM157 263H155V264H157ZM83 264H85V263H83ZM166 264H168V263H166Z\"/></svg>",
  "mask_w": 264,
  "mask_h": 264
}]
</instances>
